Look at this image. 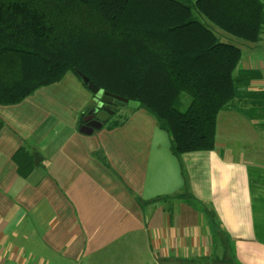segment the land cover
Wrapping results in <instances>:
<instances>
[{
  "label": "crops",
  "instance_id": "obj_1",
  "mask_svg": "<svg viewBox=\"0 0 264 264\" xmlns=\"http://www.w3.org/2000/svg\"><path fill=\"white\" fill-rule=\"evenodd\" d=\"M254 49L213 150L175 153L143 106L81 131L94 94L76 73L0 104V264H225L226 246L232 264H264V59ZM24 147L26 175L15 159Z\"/></svg>",
  "mask_w": 264,
  "mask_h": 264
},
{
  "label": "trees",
  "instance_id": "obj_2",
  "mask_svg": "<svg viewBox=\"0 0 264 264\" xmlns=\"http://www.w3.org/2000/svg\"><path fill=\"white\" fill-rule=\"evenodd\" d=\"M194 9L232 37L256 44L264 36L262 0H0V104L20 103L70 71L88 87L79 70L102 90L149 109L175 153L213 150L244 55ZM127 117L118 109L104 126ZM28 155L24 147L15 156L23 175ZM223 258L232 264L228 246Z\"/></svg>",
  "mask_w": 264,
  "mask_h": 264
},
{
  "label": "water",
  "instance_id": "obj_3",
  "mask_svg": "<svg viewBox=\"0 0 264 264\" xmlns=\"http://www.w3.org/2000/svg\"><path fill=\"white\" fill-rule=\"evenodd\" d=\"M83 81L88 84V88L94 94L90 103L86 123L81 128L85 133H93L96 129L104 126L105 122L118 110L119 107L128 106L132 109L138 108L140 102L129 100L117 94L104 91L89 76L77 70Z\"/></svg>",
  "mask_w": 264,
  "mask_h": 264
},
{
  "label": "rangeland",
  "instance_id": "obj_4",
  "mask_svg": "<svg viewBox=\"0 0 264 264\" xmlns=\"http://www.w3.org/2000/svg\"><path fill=\"white\" fill-rule=\"evenodd\" d=\"M191 1H195V0H191ZM194 14L198 20H200L202 23L210 26L215 31V33L218 35L220 40L226 41V42H231L233 44L240 46L243 49L244 53H247L249 48L254 47L255 49L252 50L251 52H253L255 54V56H257L258 54H261V58L264 59V36H263L262 40L260 42H257L256 44L251 43V42H247L243 39L232 37V36L228 35L224 31H222L220 28L215 26L206 17L202 16L196 9H194ZM70 73H74V72L70 71ZM189 103H190V97L188 95H186V97L184 99L183 106L181 107L182 110H185L187 108V106L189 105ZM118 109H119V112H123V113H128L131 110V108L128 106L119 107ZM117 116H118V114H117Z\"/></svg>",
  "mask_w": 264,
  "mask_h": 264
}]
</instances>
